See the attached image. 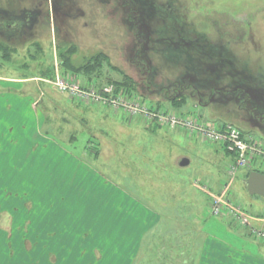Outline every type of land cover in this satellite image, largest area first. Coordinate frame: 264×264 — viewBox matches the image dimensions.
Wrapping results in <instances>:
<instances>
[{
  "label": "rangeland",
  "instance_id": "1",
  "mask_svg": "<svg viewBox=\"0 0 264 264\" xmlns=\"http://www.w3.org/2000/svg\"><path fill=\"white\" fill-rule=\"evenodd\" d=\"M150 1L155 14L145 12L144 21L154 33L144 46L130 24L129 4L122 0H0V21L7 17L21 23L17 34L0 27V76L29 79H0V193L20 191L19 207H27V200L36 205L38 195L47 196L41 199L45 203L61 201L70 217L68 235L80 238L96 231L101 238L95 243L109 254L108 264H132L143 237L152 240L149 258H156L171 233L195 230L191 217L206 232L264 257L259 253L263 239L252 237L248 226L231 224V216L213 212L212 195L220 193L230 194L248 214L264 216V197L250 194L243 171L236 177L229 171L231 157L223 146L177 129L151 127L141 117L101 105L78 103L44 79L62 66L61 54L68 49L76 66L104 55L100 81L129 76L135 94L149 104L231 123L246 139L264 143V126L250 124L240 103L208 101L207 95L213 85L230 96L254 83L264 88V0ZM177 29L191 39L199 35L211 49L206 60L212 63H190L182 44L167 43L165 37ZM188 71L193 78H185L194 85L186 91L187 81L181 80ZM183 88L187 102L175 108L172 97ZM184 157L190 164L178 166ZM4 199L0 195V202ZM253 223L264 229L262 222ZM16 233L5 218L0 220V264H36L24 258ZM102 238L106 241L100 244ZM149 252L143 249V255Z\"/></svg>",
  "mask_w": 264,
  "mask_h": 264
},
{
  "label": "crops",
  "instance_id": "2",
  "mask_svg": "<svg viewBox=\"0 0 264 264\" xmlns=\"http://www.w3.org/2000/svg\"><path fill=\"white\" fill-rule=\"evenodd\" d=\"M1 78L7 82L20 83L25 81L28 82L29 80H27L28 77L15 76H0V79ZM227 154L231 157V163L233 161V156L229 153ZM181 160L182 159L178 161V166H181ZM259 167H262V165L255 164L252 167L242 170L246 177L244 181L247 185L250 172L255 168L260 169ZM262 169H260V172L264 173V169ZM8 173L10 174V172L4 169V176L11 178V175ZM122 185L125 187L124 184ZM122 191H124L123 188ZM16 192L17 193L5 189V191L0 193V195L5 197V199L0 202V214H4L0 216V220L5 218L6 222H9V228H15L17 230L16 234L20 237L18 238L20 240H18L19 242L17 245H20L22 249H24V258L26 260L36 261V264H108L109 254L104 253L103 248L98 247L95 243L96 238H101L97 237L98 234L96 231H90L91 233H89V230H87L80 238L68 235V232L71 231L68 225L70 217L68 214L62 212L61 208L64 205L61 207V201L56 203L52 200L51 202L48 201L45 203L43 202L44 200L41 199L47 196L38 195L36 196L39 198L36 200V205H31L30 202L32 203L33 201L27 200L25 202L27 207H19L17 203L20 202V198L24 199V197H20L22 196L20 191L16 190ZM134 195L137 199L138 196H140L136 191H134ZM14 196L18 199L17 201L15 200L16 202L13 201L12 197ZM49 196H53L54 198L57 197V195ZM62 203L65 204V201ZM143 205V207L148 209L145 203H143ZM9 206L11 208L7 209L6 207ZM66 208L69 209V207L65 205V210ZM196 211L198 212L199 209ZM251 215L260 218V215L254 213H251ZM193 218L194 217H191L189 221L196 227L195 230L192 229L194 231L191 232H189V230L188 232L184 230L181 231L180 234L176 233L175 236L171 233L164 241L163 253L160 252V255L156 258H149L152 256L149 251H154L150 248L152 245L150 242H152V240H146L143 237L138 253L134 255L132 262L134 264L137 262L138 264H155L156 261H160V264H264V257L254 255L247 248L233 246L224 241L220 236L211 232H206L203 227L200 228L199 225H197ZM230 223L232 224L231 220ZM24 230H27V232H23ZM59 231H65L67 235L62 237ZM26 233L27 235H25ZM90 234L91 237H89ZM76 235H78V231ZM12 238L13 237H10V239ZM83 238H85L86 242ZM104 241L106 240L102 238L100 244L105 243ZM154 241H156V239H154ZM9 242L10 246L14 245L12 241ZM147 242H149V244ZM87 244L92 245V247L89 248ZM107 245L108 243H106V247ZM143 249L146 252L148 251L149 254L145 253L143 255ZM259 253L264 255V247L261 248ZM153 259L155 261H153Z\"/></svg>",
  "mask_w": 264,
  "mask_h": 264
},
{
  "label": "built area",
  "instance_id": "3",
  "mask_svg": "<svg viewBox=\"0 0 264 264\" xmlns=\"http://www.w3.org/2000/svg\"><path fill=\"white\" fill-rule=\"evenodd\" d=\"M46 80L77 102L103 105L129 117H141L149 124L151 122L167 128L186 129L205 140L223 146L235 158L229 166V171L235 176L242 169L264 164V143L253 137L246 139L232 124H215L203 121L197 115L157 108L113 82L98 84L82 81L78 75L62 70L59 66L56 67L55 75ZM212 203L214 214L231 216L236 224L250 226L256 239L264 240V230L251 225V220L255 218L251 217L241 204L223 194L213 195Z\"/></svg>",
  "mask_w": 264,
  "mask_h": 264
},
{
  "label": "flooded vegetation",
  "instance_id": "4",
  "mask_svg": "<svg viewBox=\"0 0 264 264\" xmlns=\"http://www.w3.org/2000/svg\"><path fill=\"white\" fill-rule=\"evenodd\" d=\"M122 1L124 2V4L128 2L129 8L127 9L129 11L131 10L130 13L132 14V16L130 17V24L134 26L135 28H137V34H138L137 37L141 41H143L144 46H147L148 43L152 41L154 32H153V29L149 25L148 26L146 25L147 22L144 21L145 20L144 16H146L145 12L147 11H149L150 14H155L154 13L155 11L153 10L154 8L153 6L155 4L151 2L150 0H132V1L122 0ZM0 9L3 10L4 8H0ZM168 14L170 15L172 13H168ZM168 14L166 15L169 18H171V16H169ZM6 16H9V15H6ZM20 24L21 23H18V22H10L7 17H5V21H0V27H4V28L6 27L7 31H12V33L14 34H17L18 32H20L21 30V28L19 27ZM175 32L176 34H171L170 36L165 37V41L172 45L182 44L187 51L186 53H187L188 59L190 58L189 59L190 63H197L198 65H202V66H204L205 64L208 65L207 61L212 63V60H206L208 57H211V54H210L211 49L206 48L207 43H205L203 39L199 37V35L193 34L194 37H192L193 39H191L190 37L188 38V36L185 33H184L185 35L182 34L181 32L183 31H178L177 29L175 30ZM143 36L144 38H142ZM193 55H196V57L194 58ZM142 56L145 57V55H142ZM191 58H194V60L192 61ZM191 73H192L191 71H188L187 75L183 76L181 80L182 84H183V81H187L186 82L187 84L186 83L183 84V87L186 85L185 87L186 91L190 90V88H192L194 85L193 83H191V81H188L185 78V77H190V80H191L193 78V76L190 75ZM183 90L184 88L182 89V91H180L181 93L177 92L176 96L177 95L182 96L183 95L182 93H184ZM236 90H237L236 92L233 91L235 95L230 96L229 94H227L228 90L226 88L217 87L213 85L209 87L207 90L208 91L207 95L209 96L208 101H215V100L222 101L223 99L228 100V99L233 98L235 101V104L240 103L242 109L244 110L245 114L248 117V121L250 124H253L254 126H258V127H262V125L264 126V112L260 110V108H262L261 106L264 105V88L260 89V87L254 83V85H250L244 88H239ZM198 95H199V98L202 99L199 91H198Z\"/></svg>",
  "mask_w": 264,
  "mask_h": 264
},
{
  "label": "trees",
  "instance_id": "5",
  "mask_svg": "<svg viewBox=\"0 0 264 264\" xmlns=\"http://www.w3.org/2000/svg\"><path fill=\"white\" fill-rule=\"evenodd\" d=\"M0 46L2 47V44H0ZM71 55H72V51L70 49H68L66 52L61 54V56L64 57V59L62 58V65L67 70H70L76 73L83 72L85 73V76L88 79H94V78H99L103 76L102 71H101V66H102V61L106 59V56L97 55L87 60L82 65L76 66L75 63L73 62ZM92 72L96 73V77H94ZM107 81L116 83V85L120 88L125 87L127 90L131 92H134L133 90H135V87H136L134 81L129 76H125L123 79H120V80H116V79L110 80L109 78V80ZM172 98L173 99L171 101H172V104L175 106V108L185 105V103L187 102L186 98L181 95L175 96Z\"/></svg>",
  "mask_w": 264,
  "mask_h": 264
},
{
  "label": "water",
  "instance_id": "6",
  "mask_svg": "<svg viewBox=\"0 0 264 264\" xmlns=\"http://www.w3.org/2000/svg\"><path fill=\"white\" fill-rule=\"evenodd\" d=\"M190 160L188 158H182L180 161L181 166L188 165ZM248 190L250 194H257L264 197V173L258 171H252L247 181Z\"/></svg>",
  "mask_w": 264,
  "mask_h": 264
}]
</instances>
